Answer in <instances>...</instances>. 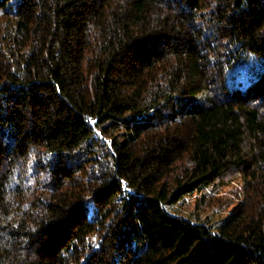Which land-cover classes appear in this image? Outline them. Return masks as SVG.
I'll return each instance as SVG.
<instances>
[{
	"label": "trees",
	"instance_id": "obj_1",
	"mask_svg": "<svg viewBox=\"0 0 264 264\" xmlns=\"http://www.w3.org/2000/svg\"><path fill=\"white\" fill-rule=\"evenodd\" d=\"M0 264H264V0H0Z\"/></svg>",
	"mask_w": 264,
	"mask_h": 264
},
{
	"label": "rangeland",
	"instance_id": "obj_2",
	"mask_svg": "<svg viewBox=\"0 0 264 264\" xmlns=\"http://www.w3.org/2000/svg\"><path fill=\"white\" fill-rule=\"evenodd\" d=\"M236 74V85L247 82L245 71L238 70ZM243 191V182L234 179L221 188H209L204 191L206 193L205 204H202L203 193H196L187 197L184 203L168 208V211L181 215L193 223L203 224L214 232L232 208L242 199Z\"/></svg>",
	"mask_w": 264,
	"mask_h": 264
}]
</instances>
